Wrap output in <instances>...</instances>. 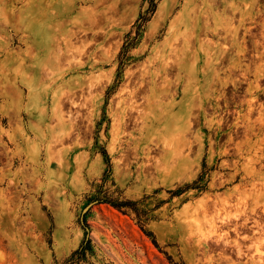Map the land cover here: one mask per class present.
I'll return each mask as SVG.
<instances>
[{
    "label": "rangeland",
    "instance_id": "rangeland-1",
    "mask_svg": "<svg viewBox=\"0 0 264 264\" xmlns=\"http://www.w3.org/2000/svg\"><path fill=\"white\" fill-rule=\"evenodd\" d=\"M71 5L69 17L64 11ZM187 5V0H0V264H264V253L257 251H264V0H196L194 11H206L202 19L210 28L215 15L233 27L227 38L222 30L220 37L200 31L198 42L190 39L189 56L183 37L193 32L183 22ZM82 7L87 18L110 19L93 26L86 20L90 29L82 32L69 23ZM68 24L79 36L71 46L63 40L67 33L59 31ZM244 24L254 25L245 41ZM38 36L51 44L45 47ZM254 41L262 42L256 46L262 55L244 59V48L251 54ZM201 44L226 51L203 56ZM165 55L186 59L180 92L162 98L160 106L180 103L174 112L182 109L185 123L186 105L194 103L192 124L184 131L192 148L182 144L174 122L148 141L140 123L113 126L122 106L138 103L148 115L161 108L150 98L148 86L155 84L140 88L141 68L154 60L151 68L157 71ZM206 57L213 58L217 72L210 88ZM244 72L253 88L244 83ZM176 76L175 71L169 78L175 82ZM90 81L96 85L89 90ZM163 81L156 80L157 88ZM82 83L87 89H80ZM32 87L39 95L35 103ZM208 91L211 103L200 108ZM224 196L227 210L219 209L225 213L213 201ZM242 207L244 214L228 226H213L215 218L235 216ZM236 223L238 235L228 228ZM87 238L91 250L72 257Z\"/></svg>",
    "mask_w": 264,
    "mask_h": 264
},
{
    "label": "bare ground",
    "instance_id": "bare-ground-1",
    "mask_svg": "<svg viewBox=\"0 0 264 264\" xmlns=\"http://www.w3.org/2000/svg\"><path fill=\"white\" fill-rule=\"evenodd\" d=\"M98 3L100 2V1H103V0H96ZM187 3H188V5H187V11H186V13L183 15V22L186 24V26H190V23L192 24V35H188L187 37H186V34L184 33L183 34V37H184V41H185V46L187 47V50H185V55L186 56H189V54H191L190 52H189V49H188V45H189V42H190V39L193 37L194 38V40L195 41H199V32L200 31H202V30H204L205 32H208V31H210L211 33H212V35L213 36H218V37H220L221 36V34H218V31H220V30H222V31H224L225 32V35H224V38H227V34H229V33H231L232 34V30H231V28L233 27V26H231V24H232V22H226V23H224L223 22V18L221 17V16H219V15H215L214 16V18H215V26L213 27V28H210V25H209V23L208 22H206L205 20H203L202 19V14L205 12L206 13V11H202V10H200L199 11V13H195V11L198 9H196L195 11H194V7H195V5H196V0H187ZM216 3V2H215ZM263 3V2H262ZM101 4V3H100ZM102 5V4H101ZM82 9H83V7H82ZM188 9H190V11H191V9L193 10V13L191 14V12L190 11H188ZM74 10V5H71V6H69V7H66V9H65V11H64V14H69V13H71L72 11ZM86 10V9H85ZM85 10L83 9L82 11H80L76 16H73V17H71V18H69V23L70 24H74V25H76L79 29H81V30H83L82 32H84V31H86V30H88V29H90V27H86L85 25H87V24H85L84 25V23H86V20H87V22L89 21V22H91L92 24H91V26H93V25H95V24H97V23H100V22H102L104 19H105V21L108 19L107 18V14H106V16L105 15H103V13H102V15H103V17H99L100 19H97L98 17H96V16H93V15H91V17H86L85 16ZM86 11H88V10H86ZM110 11V10H109ZM101 14V13H100ZM99 14V15H100ZM208 15V14H207ZM207 15H206V17H207ZM93 16V17H92ZM69 17H70V14H69ZM182 17V16H181ZM205 17V18H206ZM262 18H263V23H262V25L264 26V11H263V16H262ZM68 19V18H67ZM103 19V20H102ZM109 19H110V17H109ZM109 19H108V21H109ZM209 19H210V17H209ZM182 21V20H181ZM90 25V24H89ZM98 25V24H97ZM97 25H96V27H97ZM60 26H62V25H60ZM67 27H69V24H68V26ZM64 28V27H61V28H63L62 30H59L60 31V33H64V32H66L67 33V37L65 36V38H63V40L66 42H64L65 44H67L68 42H69V44L68 45H70V43L72 42L71 40H72V38L73 37H77L78 36V31L77 30H73V29H70V27L69 28ZM73 27V26H72ZM60 28V29H61ZM237 29L236 30H234V33H233V36L235 37V36H237ZM86 33V32H85ZM31 34V33H30ZM99 34V33H98ZM26 35V34H25ZM28 37H30V36H28ZM31 37H33L32 36V34H31ZM35 37H36V35H35ZM38 37H41V40L42 41H44L45 42V47L46 46H49L50 44H51V39L50 38H45V37H43V36H38ZM62 37V36H61ZM64 37V36H63ZM79 37V36H78ZM262 37L264 38V30H263V32H262ZM178 37H175V39H177ZM30 39V38H29ZM58 39V38H57ZM77 39V38H76ZM31 40H33V39H31ZM59 40V39H58ZM39 41V40H38ZM59 41H61V40H59ZM71 41V42H70ZM210 41V40H209ZM73 43V42H72ZM210 43V42H209ZM212 43V42H211ZM41 44L42 43H40V46H41ZM56 44V43H55ZM57 44H58V42H57ZM62 44V43H61ZM59 45H60V42H59ZM58 45V46H59ZM84 45V44H83ZM43 46V47H44ZM71 46V45H70ZM203 46V44H201L200 45V48ZM212 46V44L210 45H207L206 47L207 48H204V47H202L203 49H202V54H203V56H208L209 55V52L210 51H212V54H216V50H218V51H221V54L224 52V51H226V49H221V50H219L218 49V47L216 48V47H211ZM42 47V48H43ZM62 46H60L59 48L60 49H63V48H61ZM66 47H67V45H66ZM57 48V47H56ZM174 48V47H173ZM226 48V47H225ZM68 49H72V48H69L68 47ZM67 49V50H68ZM70 50H68V51H70ZM87 50V49H86ZM175 51V50H174ZM62 52V51H61ZM61 52H60V55H63L64 56V52H62L63 54H61ZM66 52V51H65ZM76 52V51H75ZM87 52V51H86ZM73 53V52H72ZM67 54V53H66ZM221 54H220V56H221ZM70 55V54H69ZM76 55V53L74 54V56ZM78 55V54H77ZM182 55V54H181ZM66 56V55H65ZM88 56V55H87ZM176 56H178V55H176ZM220 56H218V58H219V60H221L222 58L220 57ZM67 57V56H66ZM73 57V56H72ZM213 58H214V56H212ZM74 58V57H73ZM173 58V57H172ZM172 58L170 59V57L169 56H167V55H165L163 58L162 57H159L158 58V60L160 61V67L158 68V70L157 71H154L153 70V68H151V67H153V65H152V62L154 61H152V60H150V65H149V67H144V68H141V69H143L142 71H141V81H142V85L140 86V88L144 91V89H145V86L148 84V83H152V84H155V86H150L149 84V89H150V92H151V95H150V98L151 99H154V100H156L155 101V106H159V107H161L160 106V103H161V101H162V98H164V97H166L167 95H170V96H173V92L174 91H178V92H180V86H181V82H182V74H181V72H183V71H185L186 70V67H185V61H186V59H182V57L180 56V57H178L179 58V61H177V60H172ZM178 58H176V59H178ZM209 58V57H208ZM208 58L206 57V59H207V64L206 65H208V66H206L207 68H208V70H207V72H205V75L207 76V84H208V86H209V88H210V86L212 87V85H214V84H216V81H215V79H216V76H217V72H216V70H215V63H214V61H213V58H212V60H210V61H208ZM175 59V58H174ZM57 60V59H56ZM62 60V59H61ZM76 60V59H75ZM223 60V59H222ZM59 61V60H58ZM83 61V60H82ZM46 69V68H45ZM42 70H44V69H42ZM193 70H196V69H194L193 68ZM45 71V70H44ZM177 72V75L178 76H176V80H175V82L173 81L174 79H170L171 77L170 76H172V74L174 73V72ZM190 71V70H189ZM191 73H192V71H190ZM194 73H195V71H194ZM175 75H176V73H175ZM43 76H44V74H43ZM163 78V82H164V84L162 85V86H158L159 88H157V86H156V80L158 79V78ZM170 77V78H169ZM43 78V77H42ZM138 79H139V77H137ZM36 79H39V78H36ZM28 80V79H27ZM26 80V81H27ZM33 81V80H32ZM93 81H95L96 82V80H94L93 79ZM98 81V80H97ZM138 81V80H137ZM139 81H140V79H139ZM139 81H138V84H140L139 83ZM24 82H25V80H24ZM30 82V81H29ZM29 82H26V84L27 85H31V84H29ZM95 82L93 83L92 81H90L89 83H88V85L86 86V87H88V89L90 90V88L92 89V87L93 86H95L96 84H95ZM174 82V83H173ZM86 83V82H85ZM137 83V82H136ZM36 84V83H35ZM158 84V83H157ZM36 86V85H35ZM146 86V87H147ZM30 87V86H29ZM86 87H84V84L82 83V84H80V89L81 90H84V88H86ZM136 87V86H135ZM35 88V87H34ZM34 88L32 87V88H30V94H31V102H33V103H35L34 101H36L37 100V98L39 97V95H38V93H35V91H34ZM208 88V89H209ZM87 89V88H86ZM139 89V88H138ZM140 89V90H141ZM148 89V88H147ZM207 89V88H206ZM131 91H133V90H131ZM136 91V90H135ZM134 91V92H135ZM148 92H149V90H147ZM210 91H212L211 89H210ZM75 92V91H74ZM89 92V91H88ZM130 92V91H129ZM128 92V93H129ZM137 92H138V90H137ZM136 92V93H137ZM140 92H142V91H140ZM177 92V93H178ZM186 92V90L184 91V93ZM146 93V92H145ZM212 92H206L205 93V95H204V97L202 98V100L200 101V103L201 104H199V107L200 108H204L205 107V103H206V100H208V99H210V103H211V99L213 98V94H211ZM133 94V93H132ZM135 94V93H134ZM139 94V93H138ZM141 94V93H140ZM175 94V93H174ZM84 95V94H83ZM143 95V94H142ZM141 95V97H143ZM176 95V94H175ZM130 96H131V92H130ZM74 97V96H73ZM73 97H72V99H73ZM137 97H140V96H137ZM136 97V98H137ZM169 97V96H168ZM167 97V98H168ZM148 98V97H147ZM150 98H149V100H150ZM175 98V97H174ZM176 99V98H175ZM71 100V99H70ZM76 100V99H75ZM125 98H122L120 101H119V104H123L125 101ZM196 101V100H195ZM72 102H74V104H75V106H78V105H80L79 104V102H77L78 103V105H76L77 103H75V101H71V104H72ZM84 102V101H83ZM135 102V101H134ZM82 103V102H81ZM85 103V102H84ZM131 103H133V101L131 102ZM150 103V102H149ZM38 104V103H37ZM74 104H72V105H74ZM83 104V103H82ZM81 104V105H82ZM137 105H138V103H136ZM151 104H152V102H151ZM84 105V104H83ZM130 105V104H129ZM137 105H135V103H134V105H130L131 107L129 108L128 106H122L121 107V109H120V115H119V118H116V116H115V114H114V118H113V126H118V125H120V126H123L124 124H127V125H132V127L134 128L136 125H138L139 123L140 124H142L141 125V127H140V125H138L140 128H139V130H140V132H141V134H142V139H145V140H149L150 138H151V136L153 135V133H155V132H157L158 134H157V137H160V136H162L161 134H163L162 133V131L163 132H166V131H168L170 128V126H172V123L175 125V129H176V132L177 133H179L180 134V139L182 140V144L183 145H188L189 147H191V144H192V142L191 141H187V140H185L184 139V133H186V132H184L186 129H189L190 128V125L192 124V122H191V120L189 119L190 118V116H194L193 115V112H192V109H193V106H194V103H192V102H190L188 105H186V108H185V111H184V113L183 114H185L186 115V117H187V121L185 122V123H182V121H183V119H182V117H180V116H183V115H181L182 113V109H180L179 111H177V112H174V110H175V108H176V106H178V105H181L180 103H173V101H168L165 105H164V107H161V108H159V109H155L156 110V112H154L153 111V113H151L150 115H148V114H146V112L144 113V111H143V113H141L140 111L141 110H139L140 109V107H138ZM153 105V104H152ZM86 106V105H85ZM119 106V105H118ZM84 107V106H83ZM32 108H33V106H32ZM36 108V107H35ZM139 108V109H138ZM37 109V108H36ZM81 109H82V107H81ZM119 109V108H118ZM79 111V110H78ZM253 111V110H252ZM34 112V111H33ZM136 112V113H135ZM119 113H116V114H119ZM80 114H82V113H80ZM146 114V115H145ZM78 115V114H77ZM41 117H42V119L43 120H45V118H46V116H47V109H43V110H41V115H40ZM82 116V115H81ZM262 119H264V118H262ZM185 120V119H184ZM261 121H263V120H261ZM238 122V121H237ZM259 122V121H258ZM119 123V124H118ZM243 124V123H242ZM242 124H241V126H242ZM72 126H73V124H72ZM264 126V125H263ZM137 127V126H136ZM156 127V128H155ZM239 127V126H238ZM255 127V126H254ZM120 128H122V127H120ZM169 128V129H168ZM186 128V129H185ZM127 129H129V128H127ZM240 129V128H239ZM154 130V131H153ZM129 132V131H128ZM42 133V132H41ZM125 133V132H124ZM177 135V134H176ZM173 136V135H172ZM179 136V135H178ZM154 138H156V137H154ZM43 139V138H42ZM190 139V138H189ZM166 140V139H165ZM151 141V140H150ZM149 143V142H148ZM153 145V144H152ZM170 145V144H169ZM168 145V146H169ZM168 146H166V147H168ZM180 146V145H179ZM164 148V147H163ZM192 148V147H191ZM190 148V149H191ZM157 149V148H156ZM158 150V149H157ZM160 150V149H159ZM166 151V150H165ZM162 152V151H161ZM184 152V151H183ZM169 154V153H168ZM165 155V154H164ZM184 155V154H183ZM165 158V157H164ZM174 159V158H173ZM170 164V163H169ZM161 166V165H160ZM161 167H163V165L161 166ZM256 180H254V182H255ZM260 181V180H259ZM255 184V183H254ZM251 188H252V185H251ZM230 196V195H229ZM232 196V195H231ZM218 197H219V195H218ZM225 198H223V200H222V198L220 199L219 198V200H218V198L217 199H215L214 198V204H216V203H218V202H220V204L218 203V205H220V207H218V210H220V212H223L224 211V213L226 212L225 210H227L226 209V205H228L229 203H228V199H227V197L226 196H224ZM232 198V197H231ZM223 201V202H222ZM230 201V200H229ZM255 202V201H254ZM231 205V204H230ZM229 205V206H230ZM235 205V204H234ZM238 206H240L239 205V203H237L236 204V209H237V207ZM264 206V205H263ZM213 207V206H212ZM255 207V206H254ZM219 208H223V209H225V210H223L222 209V211H221V209H219ZM239 208V207H238ZM246 208V207H245ZM245 208L244 207H242V209H243V211H242V213H236L235 214V216L233 215V214H230L231 216H229L228 214V216H224V215H226V214H224V215H222L223 217H218V220L216 221V219L217 218H215V221H213L212 220V223H214L213 224V226L217 229V228H221V227H223V226H228V224L230 223V221H232V218L233 217H235V218H239V216H241L242 214H244V212H245ZM217 209V208H216ZM240 209V208H239ZM241 209V210H242ZM256 210V209H255ZM230 211V210H229ZM239 211V210H238ZM257 211V210H256ZM220 212H218V214L220 213ZM241 212V211H240ZM255 213V212H254ZM251 215V214H250ZM219 216V215H218ZM245 218V217H244ZM212 219V218H211ZM246 219V218H245ZM247 219H249V217L247 218ZM246 219V220H247ZM252 219V218H251ZM244 220V219H243ZM246 220L245 221H241V225L242 226H244V223L246 222ZM258 220V219H257ZM257 220H255V222H258ZM217 222H219V223H217ZM240 223V222H239ZM239 225V224H238ZM238 225H237V223L234 225V227H228L229 229H232V230H234L235 231V233H237V235H238ZM239 229H240V226H239ZM244 229V228H243ZM239 231H241V230H239ZM243 231V230H242ZM226 234H229V231L227 230V231H225L224 233H220V234H218V239H217V241L218 240H221L222 238H223V236L224 235H226ZM225 237V236H224ZM226 238V237H225ZM204 239H206V238H204ZM207 239H209L208 238V236H207ZM229 238H227V240H228ZM224 240V242L226 241L225 239H223ZM229 241V240H228ZM228 241H226L225 243L226 244H228ZM234 241V244L236 245V247H237V254L239 255V256H242L243 254H244V251H243V247L241 246V243L237 240V239H234L233 240ZM198 242V241H197ZM202 243H204L205 245H207L206 243V241H202ZM230 243V242H229ZM232 243V242H231ZM230 243V244H231ZM216 244H217V242H216ZM221 244V243H220ZM200 245V244H199ZM222 245V244H221ZM225 245V244H224ZM226 246H228V245H226ZM230 246V245H229ZM200 247V246H199ZM226 248V247H225ZM228 248V247H227ZM224 250V249H223ZM257 251H258V253L259 254H263L264 253V251H261V250H259L258 249V247H257ZM260 257V256H259ZM223 258H224V256H223ZM262 257H260V259H261ZM227 259V258H226Z\"/></svg>",
    "mask_w": 264,
    "mask_h": 264
},
{
    "label": "flooded vegetation",
    "instance_id": "flooded-vegetation-1",
    "mask_svg": "<svg viewBox=\"0 0 264 264\" xmlns=\"http://www.w3.org/2000/svg\"><path fill=\"white\" fill-rule=\"evenodd\" d=\"M258 21H254L252 24H254V23H257ZM259 23H260V21H259ZM261 24V23H260ZM254 25H251V27H247V26H245V24H244V33H243V35H242V37H244V40L243 41H245L246 39H245V36H247L248 34H250V29L253 27ZM250 35H253V33H251ZM242 41V42H243ZM257 44H262V42H259V41H254L253 42V49H252V53L250 54V50H248L246 47L244 48V52L242 53V55H244L243 57H244V59H247V60H249L250 59V57L251 58H258V57H260L262 54H261V52H260V50L259 49H257L256 48V46H257ZM244 47V46H243ZM245 54H246V56H245ZM243 57H242V59H243ZM228 63H229V61H228ZM246 66H248V64H246ZM228 68L229 69H231L232 67H229L228 66ZM243 69V68H242ZM242 74V73H241ZM241 74H240V76H241ZM249 79V73L248 72H244V83H247L248 85H249V87L251 86V88H253L252 86V82L251 81H249L248 80ZM250 82H251V85H250ZM249 87L247 88V90L249 89ZM248 91H250V90H248ZM211 107H212V105H210Z\"/></svg>",
    "mask_w": 264,
    "mask_h": 264
},
{
    "label": "trees",
    "instance_id": "trees-1",
    "mask_svg": "<svg viewBox=\"0 0 264 264\" xmlns=\"http://www.w3.org/2000/svg\"><path fill=\"white\" fill-rule=\"evenodd\" d=\"M91 250V240L89 238L84 239L80 246L73 252L72 257L78 255L79 257H84Z\"/></svg>",
    "mask_w": 264,
    "mask_h": 264
}]
</instances>
